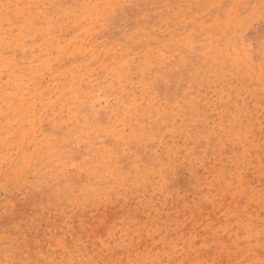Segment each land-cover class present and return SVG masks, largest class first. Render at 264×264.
<instances>
[{
  "label": "rangeland",
  "instance_id": "374dc122",
  "mask_svg": "<svg viewBox=\"0 0 264 264\" xmlns=\"http://www.w3.org/2000/svg\"><path fill=\"white\" fill-rule=\"evenodd\" d=\"M0 264H264V0H0Z\"/></svg>",
  "mask_w": 264,
  "mask_h": 264
}]
</instances>
